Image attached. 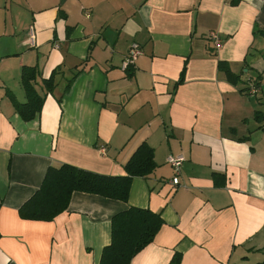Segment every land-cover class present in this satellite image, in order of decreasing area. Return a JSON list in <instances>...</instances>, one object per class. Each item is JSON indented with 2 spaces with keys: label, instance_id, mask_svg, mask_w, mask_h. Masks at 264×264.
Wrapping results in <instances>:
<instances>
[{
  "label": "crops",
  "instance_id": "1",
  "mask_svg": "<svg viewBox=\"0 0 264 264\" xmlns=\"http://www.w3.org/2000/svg\"><path fill=\"white\" fill-rule=\"evenodd\" d=\"M263 31L264 0H0V264H100L132 206L164 223L131 264H264ZM25 66L45 97L30 121L7 93L26 101ZM144 142L157 166L127 200L75 191L51 221L20 215L50 167L125 175Z\"/></svg>",
  "mask_w": 264,
  "mask_h": 264
},
{
  "label": "trees",
  "instance_id": "2",
  "mask_svg": "<svg viewBox=\"0 0 264 264\" xmlns=\"http://www.w3.org/2000/svg\"><path fill=\"white\" fill-rule=\"evenodd\" d=\"M220 68L230 80L235 76L225 62H220ZM39 75L37 67L23 68L21 80L26 92L25 102H19L10 90L7 91L17 112L26 121L39 115L45 101L36 88ZM183 80L182 73L178 83ZM43 83L46 92L52 91L56 85L55 73ZM156 166L154 150L144 142L126 163L125 175L100 174L71 164L50 167L41 187L20 208V215L25 219L51 221L67 210L75 191L125 201L129 197L133 178L149 175ZM163 223L161 214L149 208L132 206L115 214L112 218V240L104 247L100 264H131L132 258L154 240ZM179 262L180 255L175 254L171 264Z\"/></svg>",
  "mask_w": 264,
  "mask_h": 264
},
{
  "label": "built area",
  "instance_id": "3",
  "mask_svg": "<svg viewBox=\"0 0 264 264\" xmlns=\"http://www.w3.org/2000/svg\"><path fill=\"white\" fill-rule=\"evenodd\" d=\"M209 40L213 43L216 49H219L223 46V40L219 33L217 32H211L208 34ZM143 53V50L139 43L135 42L132 44L131 48L129 49L128 55L126 56L123 67L128 68L130 65L134 64L135 61L138 59V57ZM255 87L250 88V93L256 92ZM185 161V156L183 154L179 155H170L168 157V162L171 164V166L175 170V176L172 179V183L175 185H180V179L179 174L182 167L183 162Z\"/></svg>",
  "mask_w": 264,
  "mask_h": 264
}]
</instances>
